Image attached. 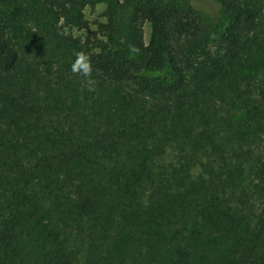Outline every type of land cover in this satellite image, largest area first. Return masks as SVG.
Segmentation results:
<instances>
[{"label":"trees","instance_id":"obj_1","mask_svg":"<svg viewBox=\"0 0 264 264\" xmlns=\"http://www.w3.org/2000/svg\"><path fill=\"white\" fill-rule=\"evenodd\" d=\"M213 1L218 48L199 54L190 0H122L123 28L119 0H0V142L51 187L0 217V264H264V0ZM98 2L105 21L90 23ZM41 14L70 29L59 80L73 98L55 134L4 85L22 69L16 23ZM80 50L95 91L71 71Z\"/></svg>","mask_w":264,"mask_h":264},{"label":"rangeland","instance_id":"obj_2","mask_svg":"<svg viewBox=\"0 0 264 264\" xmlns=\"http://www.w3.org/2000/svg\"><path fill=\"white\" fill-rule=\"evenodd\" d=\"M119 2L120 5L116 7V23L123 28L131 6L125 5L122 0ZM25 4L29 9L38 6L35 0H25ZM190 5L198 14L202 26L201 34L197 38L198 53L201 54L202 50L215 53L218 48L217 36L221 21L219 6L213 0H190ZM105 7V2L87 6L84 11L85 18L90 23L105 21V17L102 16ZM35 11L36 9L33 13ZM16 24L14 41L20 51L22 69L18 75L6 77L9 82L5 79L4 85L14 84L15 91H11L12 98L18 97V94H26L22 108H26L34 119L40 117L38 118L42 119L40 123H44V127L55 134L67 124L62 116L68 113V108L72 105L73 94L70 93L68 84L59 80L61 70L65 67L63 59L66 55L64 51L66 44L63 36L68 35L70 29L64 25V22L55 23L53 18L44 14L40 15L41 26H37L34 18L28 15ZM72 33L80 36L81 32L74 29ZM148 35L149 26L146 24V39ZM21 85L24 89H20ZM82 88L81 86L79 89ZM10 107L14 108L13 105ZM12 121L13 113L4 116L2 125L5 131L11 130ZM18 124L23 126L22 120H19ZM34 164L35 159L25 158L22 148L16 151L0 142V217H4L11 208L23 209L28 202L40 204L41 201H47L46 191L50 192L51 187L39 183L37 178L32 176L30 168H33ZM30 176L33 178L32 181H29ZM36 182L38 184L35 185ZM33 193H36V198ZM49 199L52 201L53 197L50 195ZM28 227V225L23 226L21 236L26 235ZM26 243L29 246L31 244L28 240ZM34 256L35 253L32 254V258Z\"/></svg>","mask_w":264,"mask_h":264},{"label":"clouds","instance_id":"obj_3","mask_svg":"<svg viewBox=\"0 0 264 264\" xmlns=\"http://www.w3.org/2000/svg\"><path fill=\"white\" fill-rule=\"evenodd\" d=\"M139 50L135 46H130V53H136ZM75 57L71 63V71L75 75H79L84 78V83L88 87L89 91H95V78L92 76L93 65L91 57L83 50L75 51L73 53Z\"/></svg>","mask_w":264,"mask_h":264}]
</instances>
